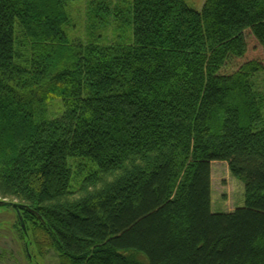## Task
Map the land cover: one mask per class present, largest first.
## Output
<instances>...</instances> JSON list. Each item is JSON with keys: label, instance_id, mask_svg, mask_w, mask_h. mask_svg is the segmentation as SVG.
<instances>
[{"label": "trees", "instance_id": "trees-1", "mask_svg": "<svg viewBox=\"0 0 264 264\" xmlns=\"http://www.w3.org/2000/svg\"><path fill=\"white\" fill-rule=\"evenodd\" d=\"M72 1L0 0V198L18 201L27 255L264 264V64L221 72L247 29L264 44V0H125L131 40L85 43L65 30ZM57 98L63 112L37 120ZM214 160L243 207L212 211Z\"/></svg>", "mask_w": 264, "mask_h": 264}, {"label": "rangeland", "instance_id": "rangeland-1", "mask_svg": "<svg viewBox=\"0 0 264 264\" xmlns=\"http://www.w3.org/2000/svg\"><path fill=\"white\" fill-rule=\"evenodd\" d=\"M186 3L200 11L206 0H185ZM111 10L101 8L111 4ZM125 7V0H75L68 4V22L65 25L71 43L116 39L129 42L124 25L119 16H115V5ZM112 13V14H111ZM248 50L245 56L232 58L222 68L223 74L237 71L245 62L258 60L264 64V44L250 29L246 31ZM99 41V40H98ZM257 87L264 88V71L254 77ZM64 110L62 98L42 104L35 114L37 120L53 118ZM74 182V180H73ZM74 184V183H73ZM1 199V198H0ZM15 203L17 200L5 199ZM245 205V186L242 180L234 177L227 162L217 160L212 164V211L228 212ZM31 255H27L25 241L19 231V218L13 206H0V264H58V254L54 250L44 256L30 247ZM141 259L147 260L144 254ZM148 264V263H147Z\"/></svg>", "mask_w": 264, "mask_h": 264}, {"label": "water", "instance_id": "water-1", "mask_svg": "<svg viewBox=\"0 0 264 264\" xmlns=\"http://www.w3.org/2000/svg\"><path fill=\"white\" fill-rule=\"evenodd\" d=\"M10 205L13 206L18 211V214H19L21 221H22V225L25 228V224H24V221L22 219V215H21V212L19 210L18 203L7 202V201L0 199V206H10Z\"/></svg>", "mask_w": 264, "mask_h": 264}, {"label": "bare ground", "instance_id": "bare-ground-1", "mask_svg": "<svg viewBox=\"0 0 264 264\" xmlns=\"http://www.w3.org/2000/svg\"><path fill=\"white\" fill-rule=\"evenodd\" d=\"M215 161H217V160H214V161L211 162V168H212V164H213ZM223 161H225V160H223ZM225 162H227V161H225ZM227 163H228V162H227ZM1 200L6 201L5 199H2V198H1ZM7 202H9V201H7ZM15 203H16V202H15ZM234 210H235V209H234ZM234 210H231V211H234ZM228 212H230V211H228Z\"/></svg>", "mask_w": 264, "mask_h": 264}]
</instances>
